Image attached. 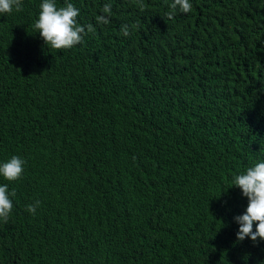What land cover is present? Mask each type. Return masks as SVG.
Returning a JSON list of instances; mask_svg holds the SVG:
<instances>
[{
  "label": "trees",
  "instance_id": "obj_1",
  "mask_svg": "<svg viewBox=\"0 0 264 264\" xmlns=\"http://www.w3.org/2000/svg\"><path fill=\"white\" fill-rule=\"evenodd\" d=\"M71 2V49L33 33L40 0L0 16V159L26 161L0 264H264L230 183L264 159V0Z\"/></svg>",
  "mask_w": 264,
  "mask_h": 264
},
{
  "label": "clouds",
  "instance_id": "obj_2",
  "mask_svg": "<svg viewBox=\"0 0 264 264\" xmlns=\"http://www.w3.org/2000/svg\"><path fill=\"white\" fill-rule=\"evenodd\" d=\"M22 0H0V16L20 11ZM170 10L167 15L175 12L188 13L192 9L191 0H171ZM102 14L95 16L96 24L107 25L111 16V0L106 2ZM80 9L71 0H40L36 18L32 24L34 34H38L43 45L47 48L60 50L71 49L80 44L84 38L86 27L88 31L92 25L83 26L77 21ZM124 36L128 35V27L122 26ZM26 161L19 155H11L7 159H0V222H7L12 209L11 197L14 195L9 190V183L17 181L24 173ZM230 183L239 189L241 197L246 199L243 212L232 217L235 224V241L264 242V159H260L243 171L233 174ZM231 187V188H233ZM226 192H221V194ZM220 194V195H221ZM40 206V201L35 200L26 206L30 214H35ZM223 224V222L221 221ZM224 226V224H223Z\"/></svg>",
  "mask_w": 264,
  "mask_h": 264
}]
</instances>
